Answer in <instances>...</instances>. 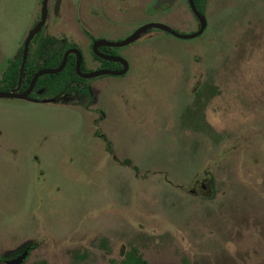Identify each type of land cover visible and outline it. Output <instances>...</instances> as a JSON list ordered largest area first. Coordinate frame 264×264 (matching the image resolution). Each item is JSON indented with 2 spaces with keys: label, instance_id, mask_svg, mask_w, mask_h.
Wrapping results in <instances>:
<instances>
[{
  "label": "rangeland",
  "instance_id": "374dc122",
  "mask_svg": "<svg viewBox=\"0 0 264 264\" xmlns=\"http://www.w3.org/2000/svg\"><path fill=\"white\" fill-rule=\"evenodd\" d=\"M38 2L0 0L5 57ZM134 63L97 103L118 160L85 110L0 99V256L34 241L24 264L131 246L146 264H264V0H215L199 38Z\"/></svg>",
  "mask_w": 264,
  "mask_h": 264
},
{
  "label": "flooded vegetation",
  "instance_id": "af4514ba",
  "mask_svg": "<svg viewBox=\"0 0 264 264\" xmlns=\"http://www.w3.org/2000/svg\"><path fill=\"white\" fill-rule=\"evenodd\" d=\"M214 2L215 0H39L29 15L24 36L14 52L5 57L0 44V92L22 94L29 90V93L25 98L0 99L85 110L83 112L88 113V117L93 116L92 121L88 122L95 142L97 143L98 138L103 139L106 142L104 152L111 155L113 160H118L122 156L115 154L112 143L97 128L105 112L97 103L100 99H106L105 88L110 82L102 79L118 78L123 82L133 78L136 81L139 77L133 75L134 62L140 54L157 51L160 43L167 37L179 41L199 38L209 27ZM201 18L205 20V26L198 36L184 39L168 32L194 34L201 27ZM38 24L39 28L28 40ZM136 31L143 32L134 40L128 41ZM86 51L90 54L88 60ZM78 57L80 61L77 67ZM64 58L62 70L41 73L56 69ZM68 65L71 71L65 75L63 73ZM124 66L126 70L123 74L113 73L122 70ZM100 71L111 72L93 77L82 75ZM105 82L108 83L102 84ZM85 113L83 114L87 117ZM122 162L130 164L127 159ZM201 187L204 188L203 185ZM190 192L197 193L194 189ZM49 231L55 232L52 227ZM36 247V242L28 241L7 255L2 254L0 264H24Z\"/></svg>",
  "mask_w": 264,
  "mask_h": 264
},
{
  "label": "water",
  "instance_id": "95a60500",
  "mask_svg": "<svg viewBox=\"0 0 264 264\" xmlns=\"http://www.w3.org/2000/svg\"><path fill=\"white\" fill-rule=\"evenodd\" d=\"M43 16H44V9H43ZM39 26H40V24H38L37 27L34 29V31H32L30 33V36H29L28 40L33 36V34L36 32V30L39 28ZM204 26H205V20L203 18H201V27H200L199 31L195 32L194 34H190V35H179V34L175 33L174 31H168V32H170L172 34H175L178 37H182L184 39H186V38H193L195 36L200 35L203 32ZM164 28L168 29L167 27H164ZM141 32H143V31H136L133 35H131L128 38V41L134 40ZM115 60H117V59H115ZM79 61H80V59L78 57L77 67L79 66ZM64 64H65V58L63 59V61L59 65V67H57L56 69L42 71L41 73H43V72H45V73H56V72L62 70V68L64 67ZM125 70H126V66H124V68L122 70L117 71V72H113V73L114 74H123L125 72ZM110 72L111 71H100V72H92V73L82 74V75L84 77H93V76H97V75H100V74H106V73H110ZM33 81H34V79H33ZM33 81H32V84H33ZM28 93H29V90H27L26 92H24L22 94H17V93H14V92H12V93L0 92V97H19V98H25Z\"/></svg>",
  "mask_w": 264,
  "mask_h": 264
},
{
  "label": "trees",
  "instance_id": "16d2710c",
  "mask_svg": "<svg viewBox=\"0 0 264 264\" xmlns=\"http://www.w3.org/2000/svg\"><path fill=\"white\" fill-rule=\"evenodd\" d=\"M69 71H71L70 65L67 66L63 74L66 75ZM109 264H146V260L135 246H131L124 252V256L120 260L111 259Z\"/></svg>",
  "mask_w": 264,
  "mask_h": 264
}]
</instances>
